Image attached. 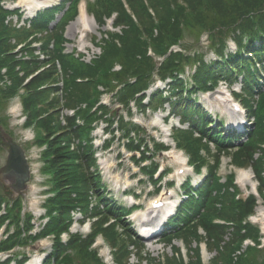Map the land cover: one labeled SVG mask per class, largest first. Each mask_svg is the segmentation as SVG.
<instances>
[{
	"label": "trees",
	"instance_id": "1",
	"mask_svg": "<svg viewBox=\"0 0 264 264\" xmlns=\"http://www.w3.org/2000/svg\"><path fill=\"white\" fill-rule=\"evenodd\" d=\"M2 1L0 131L5 132L8 126V117L1 112L23 90L26 126L34 124L40 130L35 144H47L42 171L51 175L55 195L45 203L49 221L40 234L33 236L25 233L32 225L30 215L26 213L24 219L20 215L21 197L10 205L7 195L0 191V205H8L0 224L10 219L16 226L15 234L0 243V250L54 233L52 251L43 264H104L91 248L95 237L102 234L114 249L117 264H131L132 255L138 258L132 264H141L144 259L146 264H204L202 242L213 253L208 264H264V250L249 244L243 248L247 238L258 241V228L247 222V217L255 212L257 198L252 194L237 198L239 189L234 176L229 175L222 182L216 173L222 155H229L232 164L253 168L258 190L264 194V147L260 146L264 144V0H94L87 4V12L101 27L113 18L112 26L118 31L95 35L93 43L101 48V54L91 63L83 61L82 54L76 56V49L66 51V29L78 15L79 0H63L59 6L39 12L21 25L13 18L16 16L19 21L21 13L6 8ZM185 34L191 35L196 45L206 35L217 58L207 62L204 53L189 54L184 50L188 49ZM231 37L235 52L227 49L226 39ZM18 45L22 47L15 51ZM172 45L181 46L183 51H170ZM149 49L162 60L158 62L149 55ZM117 65L120 68L114 70ZM188 65L193 70L188 78H183L180 75L187 72ZM155 72L162 79H171L169 93L156 91L149 105L138 98V107L146 110L156 102H162V107L168 103L169 113L179 117L181 125L188 123L187 128H172L176 145L188 153L197 172L203 166L208 168L206 178L196 188L189 181L184 185L187 197L160 236L166 246L171 245L173 254L162 259L145 251L143 239L129 228L123 210L103 196L91 171L92 124L110 114L104 106L100 115L92 111L102 93L99 86L114 90L121 85L117 98L128 107L134 95L150 85ZM5 77L10 84L3 86ZM221 80L241 84L236 96L246 107L248 124L240 134L223 132V123H215L194 103L193 94L214 89ZM67 109L75 110V114H67ZM77 118L84 123H77ZM108 121L109 126L114 124L111 117ZM127 123L120 118L119 129L124 135L140 130L139 125ZM142 141L131 138L127 144L138 148ZM156 147L166 148L159 143ZM78 211L83 218H96L92 230L86 237L72 235L63 244L59 234L68 229ZM175 239L188 246L187 262L179 247L172 244ZM193 243L195 246L191 247Z\"/></svg>",
	"mask_w": 264,
	"mask_h": 264
},
{
	"label": "rangeland",
	"instance_id": "2",
	"mask_svg": "<svg viewBox=\"0 0 264 264\" xmlns=\"http://www.w3.org/2000/svg\"><path fill=\"white\" fill-rule=\"evenodd\" d=\"M85 1H87L88 3H92L94 0H85ZM5 5L9 6V5H7V3ZM21 11H23V13H24V18H27L28 16H31L34 13L35 10H30V9H27V7H25V6H22L21 7ZM13 18L16 19V16H14ZM86 18H87L86 22L88 24L86 31H84V29H83L81 24H77L76 23V19H75V21H72L67 26L65 34H66L67 39L70 42V43L67 44V51H72V49L74 47H77L79 52H83V53L86 52L87 53L88 50H92L93 52L97 53L98 50H99V49H97L98 47H95L92 44V40H93L94 36L96 35V36L100 37L101 36L100 31H102V30H104V31H108V30L116 31L117 30L118 31V29H113L112 28V26L110 24V20L108 21V24L106 26L100 28V26L95 22V20H94V18L92 16L87 15ZM185 35H186V39H184V44H186L185 46L188 49L184 48V50L187 51L189 54H193L192 53L193 51L194 52L196 51V52L204 53L205 54V60L207 62L217 58L215 53H214V50H211L210 47L208 46L209 40H207L206 35L201 37L200 42H199L198 45H196L197 43L195 42V40L193 39V37L191 35H189V34H185ZM226 40H227V49H228V51L229 52H235L236 45H235L233 37L227 38ZM20 47L21 46L19 45L17 48H20ZM179 47H181V46H179ZM188 50H191V51H188ZM15 51H17V49ZM187 69H188V71H187V73L185 75L186 77H188L189 74H191V72L193 70V66H189L188 65ZM153 77H154V79H156L158 77L156 72L154 73ZM225 83L226 82L221 81L218 84V87L214 91L208 92V93H205V94L202 93L201 95H199L200 96V100L199 101L204 106H206L209 109H211V111L224 110L223 106L220 105L219 102L216 100V95L219 93V91L224 89V87L226 85ZM9 84H10V80L7 77H5V79L3 81H1V85H3V86L9 85ZM99 90L100 91L102 90L104 92V94L100 98H102V100H105V97H107L106 101L109 102V97H108V95L110 94L109 90L102 89V87ZM239 90H240V83H234L231 86L229 85V91H239ZM16 96H18V97L20 96L21 97V92H19L17 95H15L13 97V99L10 100L9 103L7 104L5 110L3 112H1V115H6L8 117V126L6 127L5 132L3 130L0 131V143L2 145V149L0 151V167L5 164L7 151H8V148H9L8 145L3 142V137H5L9 141H16V142L22 143L23 144V148L25 149L26 155L29 158V162L30 163H34V165L36 166V168H34L31 171L30 178H29V180L27 182L35 184L36 188L38 187L39 194H42L40 192V190H43V189H45L48 186L47 185L48 183H45L44 180L47 177L51 178V175L49 173H45L43 171V174H44L43 175L40 172L41 167L44 165V161H43L42 155H43V152H44L45 148H47V144L37 145V144L34 143V141L37 138V134L40 135V130H36L35 127H34V124H31L29 126V127H32V129H33V136L34 137H32V130L27 129V128H25L24 126H22L20 124L22 119L19 116V113H21L20 115L22 116V118H24L23 116H26V114H25V111H24L22 99L20 100L21 101V105H20V101L18 103L19 99ZM161 103L160 102H156L154 104L153 108L155 109V108L161 106ZM12 105L16 106V108H17V113H15V114H12L10 112V108H11ZM111 108L112 109H110V110L111 111H113V110L116 111L117 114L124 115L126 113L125 107L119 106V104L117 103V101L115 100L114 97H112ZM66 112L69 113L68 110H66ZM166 115H167V111L165 109H163V111H156L154 113L151 112V111H148V110L146 112L140 113L139 111H136V108L134 107L133 108V114L132 115H130V114L127 115L126 119H128V123L136 122V123H138V124L143 126V127L141 126L143 128V130H144V131H141V136L142 137H145L146 139H148L150 137V138H152V139H154L156 141H160V142L163 141V142H165L168 145L169 148H172L173 145L175 146V141H174V135L172 133L173 131L171 130L170 124L179 125L178 124L179 118L174 116V115H172L171 119L169 121L168 127H163V125L161 124V120H162L163 117H166ZM223 116H225L226 122L230 126L232 124V120H233L231 115H229L228 113H225V115H223ZM158 120H159V122L157 123L156 121H158ZM102 126H105V125L100 123V124H98L95 127V130L93 131V135L94 136L97 135L100 132V128ZM182 127H187V125H183ZM169 128H170V131H169ZM28 130L31 133H29ZM99 138L100 137L96 136V140H98ZM112 144L114 146L117 145V141H115ZM212 148H213V146H212ZM120 149H121V146H120ZM40 150H41V152H40ZM39 152L41 153L40 155H39ZM106 152H108V151H106ZM164 154H165V152L161 153L160 156L157 154L156 161L159 164H160V159L164 156ZM203 155L205 157H208V155L205 152H203ZM166 160L168 161V158H165V162H167ZM131 163H132V160H129L128 162H125L123 164V166H125L126 168L129 169V167H131V166H129ZM232 163L233 162L231 161V158L229 157V155L223 156L222 162L219 165V166H221L220 172L222 174H226V173L230 172L231 169L234 170L233 166L231 165ZM172 170H173V168H171L169 171L172 172ZM250 173L252 174V170H250ZM167 179H168V176H165L160 181L159 184H161L162 187H163V184L165 183V181H167ZM143 180H144V182L142 183L143 186L142 187H135L134 190L136 191V190L142 188V191H143V194H144L147 191L151 190L154 187V184L148 178V176H146V175L143 176ZM253 180L255 181V178H253ZM47 181L50 182V180H47ZM98 181H99V179H98ZM179 181H181V180H179ZM179 181H177V182H179ZM151 184H152V186H151ZM162 187H161V189H162ZM167 188H168V186H167ZM172 188L175 189V192H176L177 195L181 194V190L178 188L177 184H175ZM10 190H11L10 187H3L2 182L0 181V191H3V193L6 194L8 198L9 197L13 198L12 192ZM30 192L31 191L26 189V191L23 190L21 193H24L23 194V196H24V204H25V201L27 202V205H26L27 212H30V211L34 212L35 208L30 206L29 202L31 201V199L35 200V201L42 200L43 197L41 198V197L38 196V198H36ZM178 192H179V194H178ZM177 195H175L174 198H176ZM155 196H157V194L154 191L150 192L147 195V197L145 198L143 204H141V205L142 206L146 205L147 202L150 199H152L153 197H155ZM143 199H144V196L141 197L140 201H143ZM261 202H262L261 205L264 206V203H263L262 200H261ZM261 205L259 206V208H257L258 210L260 209ZM134 208H137V207H134ZM126 212H131V211H126ZM75 217L79 219V218H81V214L80 213H76ZM172 244L175 247H179V249H180V251L182 253V257H183L184 261L187 262L188 258H189V257L187 258V255H186V252H189V250H187L188 246L187 247L184 246L182 240H180V239L173 240ZM201 244H202V247H203V259L205 261V264H208L209 259L212 257L213 253L208 252V251L205 250V245H204L203 242ZM35 245H37V243ZM44 246H45V244H44ZM44 246H43V248H44ZM194 246H195V244L193 243V245L191 247H194ZM131 248H133V247H131ZM144 248H145L146 252L151 254V256H155L157 258L159 257L161 259L163 257H165L166 255L173 254V250H172L171 245L170 246H166L159 239V237L145 240L144 241ZM133 249H134L133 252H135V248H133ZM33 250H32V247L31 248L30 247H23V248H20L18 250L16 255L17 254H22V253L28 254V252H32L33 253ZM137 259H138L137 257L132 255L131 258H130V263L132 264L133 262H137ZM11 264H14V263H11ZM141 264H146V260L144 259V261Z\"/></svg>",
	"mask_w": 264,
	"mask_h": 264
},
{
	"label": "water",
	"instance_id": "3",
	"mask_svg": "<svg viewBox=\"0 0 264 264\" xmlns=\"http://www.w3.org/2000/svg\"><path fill=\"white\" fill-rule=\"evenodd\" d=\"M3 142L8 145L6 164L0 168V180L5 187H10L15 194L26 188L29 180V165L25 151L21 145L3 137Z\"/></svg>",
	"mask_w": 264,
	"mask_h": 264
},
{
	"label": "bare ground",
	"instance_id": "4",
	"mask_svg": "<svg viewBox=\"0 0 264 264\" xmlns=\"http://www.w3.org/2000/svg\"><path fill=\"white\" fill-rule=\"evenodd\" d=\"M52 1L53 0H41V1H39V0H18V3L22 4L23 6H27L28 9H32V8H35V7H38V9H39L40 7L48 5ZM86 14H87L86 10L83 7L81 9V12H80L79 16L76 18V23L77 24H81L83 29H84V31L87 30V25H88L87 22H86V19H87L86 18L87 17ZM216 99L219 101V103L224 105V108L226 110L233 111L232 110V105H231L232 99H231L230 96H228L225 93H220V94L216 95ZM238 113H240V112H238ZM156 122L158 123L159 120L156 121ZM168 156L170 157V159L173 162H179L180 166L177 168V170L179 168L181 169V168H184V167L187 166L185 157H184V155L181 152L172 150V151L168 152ZM249 175H250V173H249ZM249 175H248V173L245 174L246 177H249ZM160 194L161 195L158 197V200L165 202V206L162 207V208H165L166 206H168V205H170L172 203V201L169 202V200H171L170 199L171 196H168L166 194V192L163 191ZM152 202H153V200L150 203H152ZM260 209H262V208H260ZM260 214H264V209L260 210ZM139 215L148 217L147 212H140ZM152 228L153 227L150 226V225H140L139 226V229H140L139 232L141 234H143V235H146V234L149 235L150 232L152 231Z\"/></svg>",
	"mask_w": 264,
	"mask_h": 264
}]
</instances>
